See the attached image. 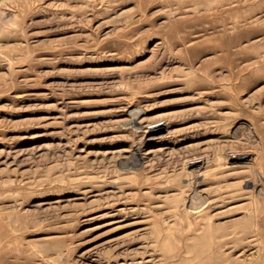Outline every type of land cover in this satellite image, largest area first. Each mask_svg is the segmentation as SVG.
<instances>
[{"label": "rangeland", "instance_id": "rangeland-1", "mask_svg": "<svg viewBox=\"0 0 264 264\" xmlns=\"http://www.w3.org/2000/svg\"><path fill=\"white\" fill-rule=\"evenodd\" d=\"M0 264H264V0H0Z\"/></svg>", "mask_w": 264, "mask_h": 264}, {"label": "bare ground", "instance_id": "bare-ground-1", "mask_svg": "<svg viewBox=\"0 0 264 264\" xmlns=\"http://www.w3.org/2000/svg\"><path fill=\"white\" fill-rule=\"evenodd\" d=\"M131 111V110H130ZM130 111H128V113L130 112ZM137 111H139V110H136V111H131V112H133V113H131L130 112V115H137L138 113H137ZM135 117V116H134ZM132 118H133V116H132ZM133 120H135L134 118H133ZM135 122V121H134ZM127 124H129V122L127 123ZM126 125V124H125ZM154 126V125H153ZM153 126H148L147 128H146V132H145V136H146V139L149 137V136H151L153 133H154V130L156 129L155 128V126H154V128H152ZM134 127V126H133ZM140 127H142L141 125H140ZM139 127V128H140ZM156 134V133H155ZM144 136V137H145ZM152 138V137H151ZM134 150H135V148H134ZM138 151V150H137ZM138 153H139V151H138ZM137 153V154H138ZM234 156V155H233ZM139 157V156H138ZM232 157V156H231ZM235 157H238V158H240V155L239 156H235ZM243 157V156H242ZM139 162V161H138ZM196 191V190H195ZM192 202H193V200H191ZM190 202V201H189ZM192 202H190V208H192V209H196V208H198L201 204H199V205H197V204H195V203H192ZM243 261L245 262V260L243 259Z\"/></svg>", "mask_w": 264, "mask_h": 264}]
</instances>
